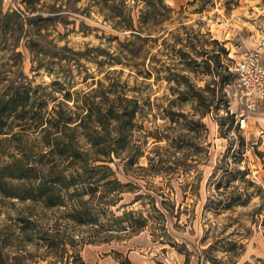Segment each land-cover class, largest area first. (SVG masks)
Segmentation results:
<instances>
[{
	"label": "rangeland",
	"instance_id": "1",
	"mask_svg": "<svg viewBox=\"0 0 264 264\" xmlns=\"http://www.w3.org/2000/svg\"><path fill=\"white\" fill-rule=\"evenodd\" d=\"M190 1L165 0L174 9L163 22L166 29L133 61L117 48V40L107 41L117 34L114 30L94 12L82 13L83 0H40L55 3L64 18L50 32L54 43L45 45L48 54L30 53L26 38L17 41L16 33L5 37L0 32V66L22 72L32 82L42 100L34 110L45 118L56 112L81 117L84 104L96 107L101 99L114 98L113 93L138 102L126 150L105 162L122 185L113 190L100 184L93 197L90 191L84 197L89 205L109 203L107 217L100 220L104 226L78 225L64 208L0 193L3 258L12 264L20 263L16 257L25 264H68L66 245L74 254L69 264H186L189 255L188 264H198L206 261V253L229 264L264 260V99L255 113L244 112L248 122L241 128L239 90L228 70L264 41V0H206L204 8V0ZM20 2L0 0V7L22 8ZM69 4L72 12H67ZM16 43L22 56L4 59V48ZM219 46L227 54L213 73L202 62L212 65L210 52ZM139 63L137 68L153 72L150 79L137 76L136 67L129 65ZM214 79L223 88L222 100L207 111ZM197 91L203 96L199 102ZM70 125L74 130L66 129L65 139L75 136L76 149L95 153L98 148L89 141L92 125ZM11 132L17 134L0 146L1 163L9 161L11 146L36 155L33 160L48 151L45 132L36 124L23 134L16 125ZM21 183L14 180L13 185ZM130 210L136 218L146 217L142 230L123 231L126 220L113 223L109 211L122 216Z\"/></svg>",
	"mask_w": 264,
	"mask_h": 264
},
{
	"label": "trees",
	"instance_id": "2",
	"mask_svg": "<svg viewBox=\"0 0 264 264\" xmlns=\"http://www.w3.org/2000/svg\"><path fill=\"white\" fill-rule=\"evenodd\" d=\"M195 1L192 0L189 3L193 4ZM205 2L206 0L203 1L201 8H204ZM20 3L23 5L22 8L17 6L4 11L3 7H0L1 34L7 37V35L13 36L16 33L17 41L21 37L26 38L24 46L30 53L48 54L49 49L45 48V45L54 43L49 36L50 32L55 31L56 26L63 21L62 10L57 8L55 3L42 4L40 0H21ZM72 7V4H69L67 12H72ZM173 11L174 9L165 0H83L82 6V13L90 15L94 12L103 24L108 25L117 33L107 36L106 39L108 42L117 40V48L130 55L132 57L130 61H133V58L139 54H145L146 43L155 45L158 42L159 32L166 29L163 22L170 17ZM82 26L89 27L86 24ZM120 34L123 35V39L119 38ZM213 41L218 43L216 39ZM17 46L16 43L9 48H4L8 50L4 59L13 60L16 56H22L21 52L16 51ZM225 54H227L225 47L219 46L217 50L210 52L209 59L213 67L208 62L209 60L202 63H206L208 70L215 73L222 67L221 57ZM113 59L120 61L118 57ZM129 65L136 67V75L144 79H150L153 75L151 70L137 68L141 67L142 63ZM40 67L41 64L37 66L38 69ZM14 73L11 69L4 71L0 66V146L3 142H10L16 137L17 133L11 132L15 125L19 126L20 132L18 133L23 134L33 124H36L41 127V131L45 132L48 151L43 153L39 160H33L36 155L31 154L30 156L27 150L24 151L25 154H21V152H15V146L9 147V161L0 162V193L6 198L34 200L46 207L64 208L69 219L76 224L96 225L102 228L104 225L100 220L105 215L107 217L109 203L89 205V199L86 200L84 197L88 195V191L92 193L89 197H93L94 187L98 188L100 184L112 186L113 190L122 185L114 177L111 167L105 162H112L111 155L117 158L126 150L128 132L132 129L133 117L137 112V100L113 93L114 98L110 99L107 96L96 102V107L84 104L83 108L86 113L81 117L79 115L66 117L56 112L52 113L49 118H45L34 110L40 99L38 90L32 86L31 81L26 80L22 72L21 74L15 73L14 76L10 75ZM156 75L159 76L158 72ZM184 84L191 86L188 81ZM212 84L213 86L209 89L211 98L207 104V111L216 102L222 100L220 93L223 92V88L215 79ZM194 97L198 102L203 100L202 94L198 91L195 92ZM69 98L70 96L67 95L66 99ZM226 114L229 115V110ZM70 124H75L74 127L84 125L88 129L92 125L89 141L93 147L98 148L97 156L91 157V155H96L98 150L90 154L83 149L81 151L76 149L74 147L75 136L65 139V130H74ZM112 133H114L113 136ZM107 155H109V160H105ZM44 157H47L46 162L42 161ZM98 161L101 164L95 165ZM43 165L50 166L49 170L45 171ZM69 169H72L71 172H68ZM14 180L23 181V183L14 186ZM25 181H27V186ZM216 185L220 188L219 182ZM110 190L111 188L108 193H112ZM109 213L115 224L128 221L123 231L128 232L129 229L131 232L140 231L147 223L146 217L139 214L136 218V213L132 210L125 211L122 216H116L111 211ZM63 250L65 254L67 253L69 264V258H74V254H69L70 249L66 245ZM224 251L232 252L228 248ZM189 257L190 255L187 257L188 262ZM204 259L206 261H198V264H229L228 261L223 262L207 253L204 254ZM15 261L25 264L21 258L16 257ZM74 263L76 264V260ZM0 264L12 263L0 254ZM82 264L85 263L82 262ZM258 264H264V260H258Z\"/></svg>",
	"mask_w": 264,
	"mask_h": 264
},
{
	"label": "built area",
	"instance_id": "3",
	"mask_svg": "<svg viewBox=\"0 0 264 264\" xmlns=\"http://www.w3.org/2000/svg\"><path fill=\"white\" fill-rule=\"evenodd\" d=\"M239 90L237 98L243 111L237 119L241 128L247 126L244 112L255 113L264 99V41L245 53L241 60L228 67Z\"/></svg>",
	"mask_w": 264,
	"mask_h": 264
}]
</instances>
